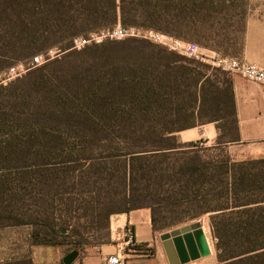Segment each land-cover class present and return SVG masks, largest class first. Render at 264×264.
Here are the masks:
<instances>
[{"label": "trees", "instance_id": "obj_1", "mask_svg": "<svg viewBox=\"0 0 264 264\" xmlns=\"http://www.w3.org/2000/svg\"><path fill=\"white\" fill-rule=\"evenodd\" d=\"M215 5L214 0H0L1 47L12 49L18 42L30 45L49 34L66 42L59 48L61 56L11 82L9 88L0 87V174L49 167L53 163L47 153L55 145H65L64 136L80 141L78 149H84V144L115 143L118 150L114 148L111 159L128 157L126 190L119 206L103 213L106 225L111 228L113 216L149 210L155 234L162 235L165 227L173 231L185 219L208 216L218 264H264V157L235 159L221 149L226 143H241L232 74L138 39L122 43L107 39L101 46L73 49L75 37L121 23L185 41L196 39L204 48L236 56L240 46L232 38L235 32L223 30L222 39L211 20ZM106 43L115 47L108 50ZM53 48L44 44L24 60ZM98 48H103L101 56L77 70L65 88L47 76L50 66L70 54L96 55ZM19 61L23 60L5 69ZM209 123H216L219 131L214 147L203 148L204 141L183 143L178 137L182 131ZM114 136L119 142L112 143ZM128 137L146 140L130 143ZM217 149L218 155L208 153ZM34 151L44 154L33 155ZM169 153L185 157L175 160L174 176L161 166L146 164L150 155ZM94 159L84 156L70 162ZM69 165L65 161L60 166ZM102 169H108L107 163ZM181 203L189 212L180 217L176 209ZM1 219L37 223L14 213L0 212ZM126 230L134 235L130 225ZM31 237L35 245L66 248L67 255L79 251L81 256L91 247L85 234L68 222ZM133 250L140 253L145 248L135 242Z\"/></svg>", "mask_w": 264, "mask_h": 264}, {"label": "rangeland", "instance_id": "obj_2", "mask_svg": "<svg viewBox=\"0 0 264 264\" xmlns=\"http://www.w3.org/2000/svg\"><path fill=\"white\" fill-rule=\"evenodd\" d=\"M214 2L216 5L211 18L212 22L217 24L222 39L226 34V31L223 30H229L231 34L235 32L232 38H235L241 50V46L245 42L249 20L264 17V0H214ZM218 22H220L219 25ZM118 25L122 24L118 23L116 26ZM57 38L54 34H49L47 37L36 39V42L30 45L18 42L12 49H5L0 45V66L3 65L0 71L18 60L29 58L32 52L39 50L44 44L53 45L58 49L64 48L66 42L57 40ZM188 41L200 45L196 39ZM107 44L108 50L115 47L110 43ZM102 49H96V55L70 54L59 65L50 66L47 76L65 88L66 82L78 74L77 70L93 63L95 56L97 58L101 56ZM0 87L9 88L10 85ZM18 87L25 88V85ZM51 132L56 134L53 130ZM60 133L64 134L62 129ZM69 138L68 136L63 137V140L68 139L67 142H64L65 145L61 147L55 145V148L49 149L47 155L53 163L49 167L6 170L0 174V212L14 213L26 220H37V223L30 222L29 224H19L11 219L0 220V222L3 221L0 223V264H62L63 258L68 253L66 248L35 245L32 243L31 236L34 232L51 231L53 226L60 228L65 222H68L72 227H78L85 234L91 247L103 246L111 242V228L106 225V221H102V218L106 209H116L121 203L126 190L124 170L128 167V157L120 156L111 159L117 149L114 142H119L115 140V136L112 140L114 145L91 146L84 144V149H78L80 141H72ZM134 140L145 141L146 138L128 137L126 139L130 143ZM228 140L227 137L226 141ZM215 143L203 142L202 147L211 148ZM125 148L122 146V149ZM222 148L235 159H241L248 155L264 157V143L262 142L226 143L222 145ZM208 153L218 155L221 150H212ZM43 154V151L33 152V155L42 156ZM84 156H92L97 159L78 164L70 162V160L74 161L84 158ZM103 156H108L109 161L102 162L99 158ZM181 158L182 161L185 160L182 154L169 153L159 157L150 155L146 164L161 166L174 176L177 172V167L174 171L175 160L179 161ZM65 161H68L70 165L60 166ZM106 163L108 169L103 172L102 166H105ZM176 211L181 217L186 216L189 209L185 203H181ZM196 221L203 223L212 255L189 264H218L216 240L208 216L200 220L185 219L182 224L178 225V228ZM171 228L165 227L164 232H170ZM121 230H124V226L120 227L117 232ZM160 236L161 234H159ZM133 247L126 250L134 251ZM139 254L152 256L155 255V251L152 248H145V251Z\"/></svg>", "mask_w": 264, "mask_h": 264}, {"label": "crops", "instance_id": "obj_3", "mask_svg": "<svg viewBox=\"0 0 264 264\" xmlns=\"http://www.w3.org/2000/svg\"><path fill=\"white\" fill-rule=\"evenodd\" d=\"M242 46L239 54L233 57L264 68V17L249 20L245 42ZM232 76L241 143H264V86L248 81L236 74H232ZM218 136L219 131L216 123L204 124L178 133V137L183 143L197 141L215 143ZM128 225L134 232L136 244L147 249L152 248L155 255L139 254L130 250L122 252L120 250L124 232ZM122 226H124V230L117 232ZM111 255L121 256L125 264H169L160 237L153 230L149 210L113 216L111 220V242L103 246L87 248L81 253L75 264H103Z\"/></svg>", "mask_w": 264, "mask_h": 264}, {"label": "built area", "instance_id": "obj_4", "mask_svg": "<svg viewBox=\"0 0 264 264\" xmlns=\"http://www.w3.org/2000/svg\"><path fill=\"white\" fill-rule=\"evenodd\" d=\"M107 39H113L116 41L144 39L161 45L186 58L197 60L213 68H218L231 74H236L248 81L264 86V68L255 64H250L240 58L225 56L215 50L204 48L195 42L178 39L174 36L150 29L124 27L122 25H118L113 29L91 33L89 36L75 37L73 39V49L82 50L86 46L92 44H101ZM61 55L62 51L60 49L53 48L46 54L35 56L29 60L19 61L13 66L0 72V85L7 86L16 79L22 78L29 72ZM134 245V235L131 234L130 231L126 230L124 232L120 250L123 252ZM103 264H125V261L119 255H111Z\"/></svg>", "mask_w": 264, "mask_h": 264}, {"label": "water", "instance_id": "obj_5", "mask_svg": "<svg viewBox=\"0 0 264 264\" xmlns=\"http://www.w3.org/2000/svg\"><path fill=\"white\" fill-rule=\"evenodd\" d=\"M169 264H189L212 255L209 239L203 223L190 225L166 232L160 236ZM80 257L73 251L63 259L64 264H75Z\"/></svg>", "mask_w": 264, "mask_h": 264}]
</instances>
